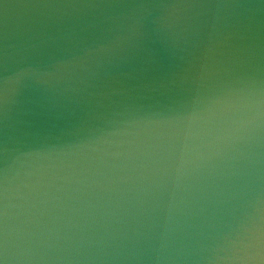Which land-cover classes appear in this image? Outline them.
<instances>
[{
  "label": "water",
  "instance_id": "1",
  "mask_svg": "<svg viewBox=\"0 0 264 264\" xmlns=\"http://www.w3.org/2000/svg\"><path fill=\"white\" fill-rule=\"evenodd\" d=\"M52 264H264V0H126Z\"/></svg>",
  "mask_w": 264,
  "mask_h": 264
},
{
  "label": "snow or ice",
  "instance_id": "2",
  "mask_svg": "<svg viewBox=\"0 0 264 264\" xmlns=\"http://www.w3.org/2000/svg\"><path fill=\"white\" fill-rule=\"evenodd\" d=\"M0 264H5V261L3 259H0Z\"/></svg>",
  "mask_w": 264,
  "mask_h": 264
}]
</instances>
